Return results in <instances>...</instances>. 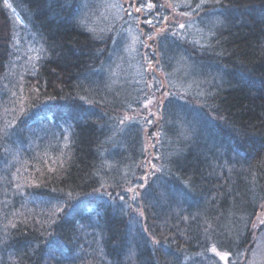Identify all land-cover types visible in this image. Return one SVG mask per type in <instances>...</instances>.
Here are the masks:
<instances>
[{
	"label": "trees",
	"instance_id": "obj_1",
	"mask_svg": "<svg viewBox=\"0 0 264 264\" xmlns=\"http://www.w3.org/2000/svg\"><path fill=\"white\" fill-rule=\"evenodd\" d=\"M254 232L264 0H0V264H248Z\"/></svg>",
	"mask_w": 264,
	"mask_h": 264
},
{
	"label": "rangeland",
	"instance_id": "obj_2",
	"mask_svg": "<svg viewBox=\"0 0 264 264\" xmlns=\"http://www.w3.org/2000/svg\"><path fill=\"white\" fill-rule=\"evenodd\" d=\"M103 7L105 8L106 13L113 18L114 20H116V18L119 17V15L121 14L120 9L119 8H114L113 4L111 1H103ZM124 33V35L122 36V38L124 37L125 40H132L135 45L136 40H135V31L131 30L130 27L128 26H121L120 28ZM119 33V32H118ZM121 38V40H122ZM124 47H125V41H123ZM120 53V51H118ZM120 54H118L117 52H112V61L111 64L113 65V67L116 70H119L122 66V61L120 62L119 59ZM33 57L30 56L29 53H26V60L28 61V59H32ZM26 60H24L23 64L26 63ZM129 66H135L133 63H131ZM145 169L146 166H144ZM255 234V248H252L251 250V259H249L248 264H264V232L261 233H256ZM223 255V254H222Z\"/></svg>",
	"mask_w": 264,
	"mask_h": 264
},
{
	"label": "snow or ice",
	"instance_id": "obj_3",
	"mask_svg": "<svg viewBox=\"0 0 264 264\" xmlns=\"http://www.w3.org/2000/svg\"><path fill=\"white\" fill-rule=\"evenodd\" d=\"M151 6H152V5H150V4L148 5V7H151ZM136 11H140V9L138 8V9H136ZM181 27H183V26H181ZM213 251H215V249H213ZM223 258H224V257L222 256L221 259H223Z\"/></svg>",
	"mask_w": 264,
	"mask_h": 264
}]
</instances>
